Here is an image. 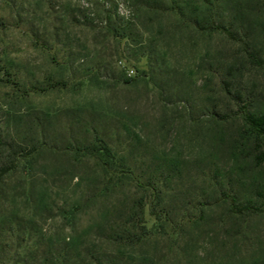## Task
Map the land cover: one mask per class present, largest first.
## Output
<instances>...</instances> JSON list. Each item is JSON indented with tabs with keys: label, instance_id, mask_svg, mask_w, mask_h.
<instances>
[{
	"label": "rangeland",
	"instance_id": "obj_1",
	"mask_svg": "<svg viewBox=\"0 0 264 264\" xmlns=\"http://www.w3.org/2000/svg\"><path fill=\"white\" fill-rule=\"evenodd\" d=\"M40 1L0 0V133L8 140L29 143L37 138L31 129L34 118L43 119L42 110L94 102L96 110L113 119L106 127L117 149L122 148V139L114 129L125 123L149 140L152 152L182 162V175L167 181L164 193L169 225L158 228L150 207L145 208V222L152 231L146 247L161 250L160 264L261 263L256 261L264 250V162L258 157L264 152V137L250 131L237 109L246 104L250 114L264 116V0H160L156 14L134 0H73L78 14L86 9L95 12L99 6L98 12L116 11L125 21L143 23L141 28L148 33L137 41L115 38L100 23L97 32L92 31L82 25L84 18L73 23L51 11L48 0L38 6ZM51 3L64 7L67 1ZM213 24L229 28L237 39L213 30ZM32 29L44 36L52 52L63 54L71 42L82 55L75 67L96 68L100 84L26 98L14 92L6 82L7 71L29 78L52 71L27 33ZM157 52L163 59H156ZM124 73L140 76L139 81L124 84L120 81ZM81 118L83 129L104 128L98 115ZM40 121L47 128L49 146L63 147L72 131L78 132L65 114ZM0 158H5L1 152ZM84 164L76 166L57 150L40 154V178L52 188L58 204L88 194L84 189L93 185L94 162ZM80 177L85 183L77 187ZM119 190L103 204L117 206V216L125 221L142 192L131 185ZM225 195L251 202L258 212L243 218L230 215ZM202 211L205 220L200 218ZM96 218V209H86L78 228L90 226ZM186 218L197 225L175 233L170 224ZM62 225L56 220L47 227L59 233Z\"/></svg>",
	"mask_w": 264,
	"mask_h": 264
},
{
	"label": "trees",
	"instance_id": "obj_2",
	"mask_svg": "<svg viewBox=\"0 0 264 264\" xmlns=\"http://www.w3.org/2000/svg\"><path fill=\"white\" fill-rule=\"evenodd\" d=\"M3 1L11 3L12 0ZM41 1L38 6L42 4ZM48 1L49 9L55 14L61 13L73 23L82 17V25L92 31L97 32L100 23L113 37L128 41H137V37L148 33V30L141 28L143 23L139 24L132 18L125 21L116 11L98 12V5L95 12L86 9L78 14V10L73 8V0H66L64 7L52 5L51 0ZM134 1L145 4L147 13L153 14L160 10L162 4L160 0ZM33 11L35 13L36 9ZM211 28L231 39H237L236 34L223 25L213 24ZM27 33L34 38L35 46L45 54L52 71H41L40 76L33 75L30 78L7 71L6 82L12 85L14 92H20L19 95L26 98L31 94L69 92L86 83L100 84L101 76L96 68H81L82 65L75 67V61H80L82 55L76 54L71 42H68L63 54L61 51L52 52V47L43 35L33 29ZM55 35L58 37V34ZM155 56L157 60L163 59L161 52ZM54 69L57 72H53ZM77 73L80 76H76ZM139 77L124 73L120 81L134 84L139 81ZM95 106L96 103L88 102L74 104L66 109L42 110L43 119L49 118L50 121L65 114L68 124L77 129L78 132L72 131L63 147L58 148L56 144L49 146L47 128L40 121L42 118H34L35 125L31 131L37 138L29 143L8 140L0 133V152L1 156H5L0 158V264H160L161 258H157V255L161 250L157 246L153 250L146 247L152 231L145 222V208L150 207V214L158 223V228L169 225L170 212L164 193L167 191V181L182 175V162L180 158L170 160L164 152H152L149 140L125 123L114 129L117 137L122 139V148L117 149L113 143L114 135L106 127L113 119L105 111L96 110ZM237 112L243 115L253 134L264 137V116L250 114L246 104L239 105ZM83 114L90 117L98 115L104 128L85 126L83 129ZM48 150H57L61 155L68 156L76 166H84L85 161L94 162L93 185L85 186L86 196L74 198L70 204L57 203L52 188L40 178L41 172L37 167L40 154ZM258 159L264 162V152ZM16 176L18 182L13 181ZM83 182L85 180L80 177L76 186L81 187ZM130 185L140 189L142 195L133 201L127 220L124 221L120 215L117 216L120 212L117 206L106 208L103 202L110 194ZM225 196L229 200L230 215L243 218L258 212L251 202L242 201L237 195ZM88 208L96 209L97 218L90 226L78 228ZM200 218L205 220L204 211ZM56 220L63 223L59 233L47 227L49 222ZM170 225L174 226L175 233L181 234L183 228L194 227L197 222L186 218ZM176 228L179 230L176 231ZM263 260L264 250L256 262L263 264Z\"/></svg>",
	"mask_w": 264,
	"mask_h": 264
},
{
	"label": "built area",
	"instance_id": "obj_3",
	"mask_svg": "<svg viewBox=\"0 0 264 264\" xmlns=\"http://www.w3.org/2000/svg\"><path fill=\"white\" fill-rule=\"evenodd\" d=\"M131 73H133V71H131Z\"/></svg>",
	"mask_w": 264,
	"mask_h": 264
}]
</instances>
